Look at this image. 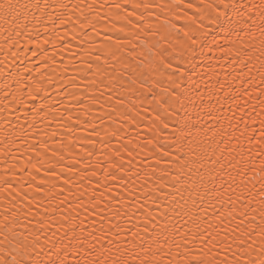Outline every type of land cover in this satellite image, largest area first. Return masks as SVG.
<instances>
[{"label": "snow or ice", "instance_id": "obj_1", "mask_svg": "<svg viewBox=\"0 0 264 264\" xmlns=\"http://www.w3.org/2000/svg\"><path fill=\"white\" fill-rule=\"evenodd\" d=\"M29 52L23 88L0 69V264H264V0H0V64Z\"/></svg>", "mask_w": 264, "mask_h": 264}, {"label": "bare ground", "instance_id": "obj_2", "mask_svg": "<svg viewBox=\"0 0 264 264\" xmlns=\"http://www.w3.org/2000/svg\"><path fill=\"white\" fill-rule=\"evenodd\" d=\"M64 2H67V0H64ZM73 2H78V0H73ZM90 2V0H89ZM98 2H101V0H98ZM104 11H107L106 9ZM49 28H51V26L49 25ZM64 28H57V32L60 35H63L64 33ZM69 36L65 37V41H70L69 43H65V44H61L59 41L56 42L55 47H53L52 44L47 45V49H48V55L52 56L53 53H55V61H56V66L58 68H63L64 65H68L69 66V75H76V72L73 71L74 68L80 66V58L79 55H75L76 53L80 52V40L83 38L82 34H76L77 38L76 39H72L73 33L71 32L70 26H69ZM53 35V39H55V34L54 33H50ZM91 35V33H89ZM25 44V38H21V48H23ZM29 47H34L32 45H29ZM63 47V50H61V48ZM13 51H15V49H13ZM4 58V54L0 53V60H3ZM36 62V58H32L31 57V53L29 52L27 54V58H25V56L22 54L20 57L16 58V57H12L9 56L8 61L5 62V64L7 65V67H5V64H0V69H3L5 72H7L9 69L13 72H19L23 75L24 79L22 81V83L20 85H17V83L15 82V80H9L8 83L10 85L8 91H15L18 87L23 88L24 84H26L28 82V77L31 76L34 79H38V74L36 71H31V72H25V68H32L33 65ZM5 81V76L0 75V97H2L4 95V89H3V83ZM24 99H27V89L24 88ZM53 97L56 99H60L61 97H55V93L53 92ZM61 107L62 110V106ZM19 115L21 117L20 122L23 123V113L22 112H12L11 113V119L13 121H15L16 116ZM29 119H31V116H29ZM54 127V126H53ZM134 131H133V135H134ZM115 143V141L113 142Z\"/></svg>", "mask_w": 264, "mask_h": 264}]
</instances>
